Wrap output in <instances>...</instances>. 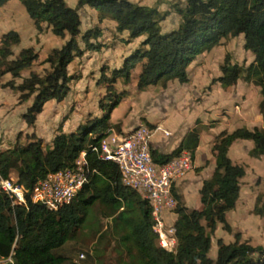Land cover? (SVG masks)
<instances>
[{
  "label": "trees",
  "instance_id": "trees-1",
  "mask_svg": "<svg viewBox=\"0 0 264 264\" xmlns=\"http://www.w3.org/2000/svg\"><path fill=\"white\" fill-rule=\"evenodd\" d=\"M5 1L0 0V5ZM18 1L32 18L37 30L41 29L40 23L45 22L53 34L60 37L69 34L59 46L50 48L46 53L43 61L48 64L47 68H43L40 73L29 72L15 85L18 90L34 93L31 103L21 113V118L28 125L33 123L35 114L45 100H60L67 93L72 75L66 71V65L72 58L81 55L84 48H99L100 44L87 36L90 29L81 34L85 47L77 43L75 36L80 24L77 12L79 6L86 4L102 10L114 20L117 31L125 29L131 38L140 34H144V38L140 42L143 47L132 50L119 67L111 68L110 75L101 71L99 78L105 85L103 98L98 102L102 111L100 115L88 117L69 131L58 127L45 148L41 147L39 137H32L24 145L0 150V176L6 177L14 169L15 182L26 189L25 204H11L0 189V264H68L65 254L55 252V249L72 235L95 201L107 207L108 215L120 207L115 217L127 227L123 238L130 239L131 245L135 247L138 262L134 264H264V245L240 241L238 232L233 234L231 242L217 239L214 258L207 254L210 233L215 224L220 222L224 229H230L225 212L233 207L239 192V178L244 174L243 165L232 162L228 157V146L236 138H248L252 141L248 154L264 157V0H184L182 6L174 4L180 21L168 31L160 30L159 20L163 13L155 6L131 0H76L74 6L64 0ZM91 32L92 36L100 33L98 29ZM239 33L242 34L243 48L250 50L253 55L252 60L241 67L223 56L219 65L221 73L215 80L227 86L241 77L257 85L261 95L258 109L262 126H239L230 131L221 130L215 135L211 145L214 167L198 188L200 208L185 206L171 187L170 192L175 201L172 207L175 213L172 223L175 247L173 250L158 247L153 242V219L146 199L121 181L114 162L99 157L91 149L112 127L109 113L123 95V91L114 90L113 82L118 76L127 80L129 69L137 61H140L136 76L138 89L172 78L186 82V66L194 56L218 44L220 38ZM18 40V33L13 29L1 34L0 75L9 72L12 76H19V70L36 58L31 46L21 48L15 57L8 58L12 52L11 45ZM197 138V127L193 126L170 151L160 152L152 148L150 156L155 162L163 163L178 155L181 149H187L192 159ZM82 150L89 172L87 180L69 202L56 209H47L43 204L29 199V193L38 180L50 172L73 166ZM262 196L264 193L255 195L252 206L254 213L261 214L264 211V206L258 204ZM135 209L138 213L134 217L124 214L127 210ZM7 257L10 260H3Z\"/></svg>",
  "mask_w": 264,
  "mask_h": 264
},
{
  "label": "rangeland",
  "instance_id": "rangeland-1",
  "mask_svg": "<svg viewBox=\"0 0 264 264\" xmlns=\"http://www.w3.org/2000/svg\"><path fill=\"white\" fill-rule=\"evenodd\" d=\"M64 1L70 6L76 4V0ZM131 1L155 6L160 13H163L162 18L159 20L161 31H168L177 26L180 21V15L174 10V4L182 6L184 3V0ZM18 3L22 8L21 13H19L18 8L13 7L10 2H7L6 7L11 10V13H15L16 17H19V19H21L23 15L28 17L22 4L20 2ZM77 12L80 19L79 31L75 36L78 45L80 47H85L81 34L84 33L86 29H90V33L88 32L89 34L87 35L89 39L97 41L100 45L97 49L84 48L81 55L72 58L66 65V71L68 74L72 75V78L68 82L69 89L67 93L60 100L52 98L43 103L42 107L44 112L42 111L37 119V122H39L41 115L43 113L47 114L45 116L47 123L46 125H42L41 127L43 130L39 131L42 148L50 144L52 138L51 134L56 132L58 127H62L61 124L65 117H69L67 125L65 126V131H69L74 129L77 120L80 119L79 121L81 122V120L84 121L88 117L94 116L96 112L100 114L98 102L103 98L105 85L99 78L101 71L106 75H110L111 68L116 66L119 67L123 58L132 50L141 49L143 47L140 42L144 38V34L131 38L125 29L117 31L115 29L114 20L111 19L106 12L93 9L86 4L79 6ZM15 20L17 21L18 19ZM5 24V21H0V30L7 28ZM40 25L43 30L42 28L37 30L36 27H34L37 30L36 32L40 33L39 36L41 38L44 37L41 45L37 46L40 42H37L38 44L35 45L32 41L27 40V38L23 36L19 46L14 47V45H11L12 52L8 55V58L15 57L20 46L28 45H31L37 52V58L41 57L50 47L60 45L69 37L68 33L60 37L48 31L50 28L45 22H41ZM94 29L100 31L99 35H91V31ZM239 36L242 37V34L239 33ZM240 41L237 35L226 36L222 42H220L221 46L215 48L214 51L195 57L194 60H192L193 62H190L191 64H189L190 67L188 72L189 75H191V79L197 83L196 89L198 92H194L191 90L192 86L186 84L184 88L178 86L177 94L172 89L162 93L159 92V89L161 86L164 87L163 81H158L151 86L144 87L141 91L136 87L135 82H131L130 76H128L127 80L118 76L113 82L114 90L116 92L123 91L122 94L125 96H123V102L120 101L113 108L111 118L119 115L115 121L110 122V125L114 129H128L140 122L152 128L154 126L152 121H156L157 117H160L163 112L171 110L175 104L181 105V109H187V106L200 100L204 93L210 92V84L215 80V78L211 79L210 77L212 75H220L219 65L222 63L223 56H226L229 62L237 63L241 67L252 59L251 51L244 49ZM35 65L33 67L34 69L36 68V72H42L43 68L48 67V64L44 62L43 59L38 60ZM138 65L139 63H136L134 73L137 72ZM29 67L32 68V66ZM22 74L23 75L12 76L6 73L4 74L5 76L3 75V77H0V116L8 117L10 121H13V124L18 122V120L20 121L21 112L24 108L23 106L26 105L27 107L31 103L34 95V93H26L24 90L15 88V85L21 82L22 77L26 76V69H23ZM240 74L242 75V73ZM8 82H11L14 86H11ZM176 85H178L177 82ZM22 93L27 95L23 96ZM168 94H171V97ZM218 94L219 95L215 96V98L220 96L219 92ZM19 95L22 97H19ZM127 106L130 107L129 111ZM73 115L75 119L70 120ZM49 116L51 117V123H48ZM43 122L44 120L41 121V123ZM208 122H211V120ZM9 124L11 123L4 124L0 129V150L11 148L16 145H24L30 138L38 137L35 133L36 131L32 128L19 129L17 123L8 129L7 127H9ZM24 125L22 124V127H25ZM198 126V123H196V127ZM160 130L162 129L160 128ZM151 145H153V142H151ZM237 148H241V145ZM168 150L169 149H167V151ZM242 152L241 149H238L239 155H237V150L235 149L234 157L238 160L239 164L247 166L245 162H249L250 160L247 159V156ZM248 165L249 167L245 169V173L240 177L241 179L239 178L240 189L239 195L237 196L238 198H236L234 203L235 205H233L234 207H232V209L230 208L231 210L226 214L227 216L225 215V220L230 229H224L222 224L217 222L214 230L210 233V244L207 254L211 258L215 257L217 239H221L224 242H231L234 239L233 234L235 232L239 233L240 241H247L251 245H264V211L261 214L252 211L255 195H262L264 193V157H259L252 163L249 162ZM186 172L184 174H186ZM7 176L16 179L15 170L11 169ZM177 180L178 179L171 182V187H173L175 191ZM258 204L264 206L263 196ZM119 209L120 207L118 210ZM118 210H114L111 215H108L107 207L95 201L89 206L81 224L75 228L72 235L61 246L55 249V252L65 254L68 264L137 263L138 260H136L137 254L135 247L131 245L130 239L127 240L123 238V235L127 232V227L120 222V219L115 217ZM136 213H138L137 209L124 212L125 215L133 217ZM174 215L175 213L172 211V207L171 209H164L162 211L164 221L162 229L170 236L172 235L170 226H172L175 218ZM151 217L153 219V214H151ZM201 222L204 223L203 220H201ZM154 223L155 222H152V226ZM151 229L152 232L155 233L153 242L156 246L171 250L174 249L175 241L173 245L172 242L167 241V244L161 246L157 232L154 231L153 227H151ZM127 245H129V249H127ZM252 255L254 256L255 253ZM6 259L7 258L3 260Z\"/></svg>",
  "mask_w": 264,
  "mask_h": 264
},
{
  "label": "crops",
  "instance_id": "crops-1",
  "mask_svg": "<svg viewBox=\"0 0 264 264\" xmlns=\"http://www.w3.org/2000/svg\"><path fill=\"white\" fill-rule=\"evenodd\" d=\"M7 2L8 3L10 2V4H12L13 7H17L19 13L22 12V8L19 5L18 0H6L4 3L0 5V21L1 20L5 21L6 22L5 27H7L6 29L4 28L5 30L4 29L0 30V36L3 32L9 29H13L18 33V36H19L18 42L13 44L14 47L20 45V42L23 36L26 37L27 40L32 41L33 44L36 45L40 42L37 46L41 45L44 37L41 38L39 36L40 33L36 32L37 30L34 27L32 18H30L29 16L26 17L25 15H23L21 19H19V17L17 18L15 13H11V10L7 9L6 7ZM15 19H18L19 21L18 20L16 21ZM237 36L241 40L240 42L242 44L243 38L240 37L239 34H237ZM224 38L225 37L220 38L218 44L212 46L209 49L203 50L202 52L194 56V58L202 54H205L207 52L214 51L215 48L221 46L220 42H222ZM28 46H31V45H28ZM23 47H27V46H20L18 49L20 50ZM52 47H56V46H52ZM48 50L46 51V53L48 52ZM46 53L43 56L37 58V52H36V58L33 59L28 66L22 67L19 70V75H23L22 74L23 69H26V74H25L26 76L29 74V72H36L35 71L36 68L34 69L33 66L36 64V62H38V60L43 59ZM194 58L192 60H194ZM192 60L190 62H193ZM190 62L186 66V72H187V77H188L186 82H179L174 78L168 79L164 82V87L162 86L160 87L159 92L165 93L167 92L166 90L172 89L176 93L178 91V86L181 88H184L186 84H189V86H192L191 90H193L194 92H198L196 89L197 83L191 79V75H189V72H188L189 67H190L189 64H191ZM136 63H139V65H138L137 72L134 73V70L136 68ZM136 63L134 64V66H132L129 69L130 80L131 82L132 81L135 82V84H136L137 73L140 70V62H136ZM29 66H32V68ZM6 73H9V72L2 73L0 77L1 76L3 77V75ZM217 76H219V74L212 75L210 78L211 79L216 78ZM176 82L178 85H176ZM152 84H147L144 87L151 86ZM209 91L210 92L208 93H204V95L202 96L200 100L187 106V109L185 110L181 109V105L175 104V106L171 110L169 111L167 110L168 113L163 112V114L160 117H157L156 121H152L154 126L152 127L153 133L151 136V142H153V145H151V149L154 148L160 152H167V149H169L168 151H170V149H172L179 143V141L182 139V137L188 130H190L193 126H196V123H198L199 125L197 127V136H198L197 144L193 150V156L191 159V166H190L191 169H189L186 172V174H184L176 182V193L179 196L180 201L185 206L193 207V208H200L201 203L199 200L198 188L200 187L202 179L207 178L211 174L213 167H214V157L212 154L211 145L214 141L215 135L221 130L230 131L234 129L235 127H239V126H245L247 128H251L253 126H256V127L262 126V117L258 109V102L261 98V95L259 93V87L257 85L253 84L250 81H244L241 77H238L236 78L234 83L227 85V86H222L218 80H214V82L210 84ZM218 92L220 93V96L215 98V96L219 95ZM168 95H170L171 97V94H168ZM123 96L125 95L124 94L122 95V97L120 98V101H122ZM51 99L52 98H49L45 101H48ZM20 104L24 105L23 103H20ZM42 106H41V109L35 114L33 123L31 125L26 124L22 118H20V121L18 120V122L13 124V121L12 120L10 121L8 117L0 116V129L4 126V124L6 125L8 123H11L9 124V127H7L9 129L13 125H16L18 123L17 126L19 129H24L28 127L32 128L36 131L35 133L40 138L39 131L43 130L41 126L44 124L46 125L47 123L46 121L47 119L45 118L47 114L45 113L41 115L39 122H37L38 116L43 111ZM23 107L25 108L26 105H24ZM113 108L111 109L109 113V122L115 121L119 115L118 114L117 116H114L111 118V113L113 111ZM127 109L129 111L130 107L127 106ZM100 112L102 111L99 108V113ZM100 114H97L96 112L94 113V116L96 115L98 116ZM50 118L51 117L49 116L48 123H51ZM71 119H75V116L73 115L72 118H70V120ZM195 119H197V121H195ZM42 120H44L43 123H41ZM68 120H69V117L64 118L61 124L62 126L61 130L65 131V126L67 125ZM79 120H77V122L75 123V127L78 123H80ZM146 120L150 121L149 119H146ZM209 120H211V122H208ZM82 121L83 120H81V122ZM22 124L23 125L25 124L24 125L25 127H22ZM160 128L162 130L166 129L169 133L165 135L162 132V130H160ZM53 134H51V137L53 136ZM240 145H241V148H237ZM251 146H252V141L250 139L236 138L228 146L227 155L230 158V160L234 163H238V160H236V158L234 157L235 149L237 150V155H239L238 149H241V151H243L244 154L247 156V159L250 160L249 161L250 163H252L255 159H258L259 157H263V156H258V157L250 156L248 154V149ZM249 162H245L247 166L245 165L243 166L244 173H245V169L249 167L248 165ZM239 189H240V182H239ZM238 195H239V192H238ZM231 209L226 210L225 215Z\"/></svg>",
  "mask_w": 264,
  "mask_h": 264
},
{
  "label": "built area",
  "instance_id": "built-area-1",
  "mask_svg": "<svg viewBox=\"0 0 264 264\" xmlns=\"http://www.w3.org/2000/svg\"><path fill=\"white\" fill-rule=\"evenodd\" d=\"M167 135V130H162ZM153 128L144 123H137L128 129L109 127L99 139L97 146H91L99 157L114 162L120 172L121 181L131 186L146 199L153 214V229L161 246L175 241L173 235L164 232L162 211L171 209L174 199L170 188L173 180L181 178L190 169V153L181 149L163 163H157L150 156ZM89 172L84 151L75 158L74 165L48 173L38 180L29 193V199L43 204L47 209H56L71 200L76 191L87 180ZM0 189L7 195L11 204H25L22 184L16 183L10 176H0ZM169 228V227H168ZM170 232V231H169ZM81 256V253H80ZM7 259L10 260L9 257ZM6 259V260H7Z\"/></svg>",
  "mask_w": 264,
  "mask_h": 264
},
{
  "label": "clouds",
  "instance_id": "clouds-1",
  "mask_svg": "<svg viewBox=\"0 0 264 264\" xmlns=\"http://www.w3.org/2000/svg\"><path fill=\"white\" fill-rule=\"evenodd\" d=\"M191 160V159H190Z\"/></svg>",
  "mask_w": 264,
  "mask_h": 264
}]
</instances>
